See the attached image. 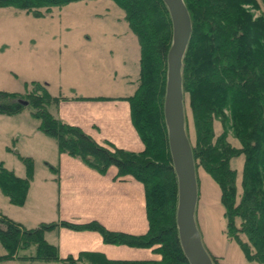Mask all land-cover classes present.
Segmentation results:
<instances>
[{
    "label": "trees",
    "instance_id": "obj_1",
    "mask_svg": "<svg viewBox=\"0 0 264 264\" xmlns=\"http://www.w3.org/2000/svg\"><path fill=\"white\" fill-rule=\"evenodd\" d=\"M78 1L82 0H0V8L14 7L43 16L41 9L49 13L54 7ZM112 1L124 11L140 45L138 87L127 100L144 150L133 152L108 142L100 144L80 127L56 118L49 107L59 98H53L39 83L32 84V92L0 91V113L18 114L29 107L40 118L41 130L55 139L60 154L78 158L101 174L116 167L119 177L132 176L142 183L149 230L144 235H130L110 231L95 221L40 223L27 229L0 214V242L7 251L0 261L17 258L26 264H190L179 239L178 180L164 116L167 59L173 36L170 13L162 0ZM184 2L192 21L182 67L185 128L193 151L198 199V170L202 168L220 189L226 237L237 243L247 262L264 264V15L254 13L260 10L259 0ZM25 94L33 101L22 99ZM189 110L194 141L189 135ZM239 159L241 176L233 164ZM28 164L26 179L0 164V190L18 206L25 204L28 194L33 173L32 163ZM60 227L97 232L109 245L153 248L161 259L110 260L97 252L62 258L58 247L45 238ZM31 245L36 256H17L20 248ZM212 260L216 264V259Z\"/></svg>",
    "mask_w": 264,
    "mask_h": 264
},
{
    "label": "rangeland",
    "instance_id": "obj_2",
    "mask_svg": "<svg viewBox=\"0 0 264 264\" xmlns=\"http://www.w3.org/2000/svg\"><path fill=\"white\" fill-rule=\"evenodd\" d=\"M259 2L260 10L254 12L256 16L264 15V3ZM41 12L43 16L14 7L0 8V91L32 92V84L39 83L53 98L117 97L135 93L140 46L125 20L124 11L112 0H82L54 7L49 13L45 9ZM127 38L132 40L130 44L125 42ZM21 98L33 101L28 94ZM54 106L49 107L50 111ZM188 114L189 135L194 141L190 110ZM40 125V118L34 116L29 107L18 114L0 113V164L23 179L29 178V162L33 167L25 204L11 203L0 190V214L27 229L58 219L57 176L51 168L57 164L58 146ZM234 161L241 176V159ZM198 176L195 217L211 258L216 259V264H258L247 262L237 243L226 237V219L218 185L202 168ZM45 238L49 243L52 241L49 235ZM6 254L0 242V256ZM17 256H36L35 247L20 248ZM0 264L26 263L16 258L0 261Z\"/></svg>",
    "mask_w": 264,
    "mask_h": 264
},
{
    "label": "crops",
    "instance_id": "obj_3",
    "mask_svg": "<svg viewBox=\"0 0 264 264\" xmlns=\"http://www.w3.org/2000/svg\"><path fill=\"white\" fill-rule=\"evenodd\" d=\"M125 42L130 44L132 40L127 38ZM130 96L59 97L51 113L66 123L80 127L100 144L108 142L121 149L141 152L145 146L132 122L127 100ZM51 168L58 184L56 222L86 224L95 221L113 232L130 235L148 232L145 188L132 176L119 177L116 167L101 174L80 159L60 154L59 151L57 164ZM48 235L52 239L50 243L58 247L62 258H77L83 252L102 253L110 260L160 258L153 248L105 244L101 235L94 231L60 227Z\"/></svg>",
    "mask_w": 264,
    "mask_h": 264
},
{
    "label": "water",
    "instance_id": "obj_4",
    "mask_svg": "<svg viewBox=\"0 0 264 264\" xmlns=\"http://www.w3.org/2000/svg\"><path fill=\"white\" fill-rule=\"evenodd\" d=\"M172 21V45L168 71L164 116L169 148L178 180L177 226L181 246L190 264H214L206 250L196 223L198 183L192 146L186 133L182 85L183 59L192 36V21L184 0H162ZM25 106L27 102H22Z\"/></svg>",
    "mask_w": 264,
    "mask_h": 264
}]
</instances>
